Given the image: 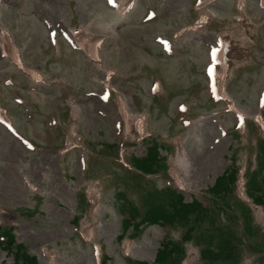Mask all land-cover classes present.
Segmentation results:
<instances>
[{
  "label": "rangeland",
  "instance_id": "374dc122",
  "mask_svg": "<svg viewBox=\"0 0 264 264\" xmlns=\"http://www.w3.org/2000/svg\"><path fill=\"white\" fill-rule=\"evenodd\" d=\"M263 106L264 0H0V229L37 264H155L182 235L179 264H264ZM147 145L143 177L125 164ZM166 181L210 217L120 227Z\"/></svg>",
  "mask_w": 264,
  "mask_h": 264
},
{
  "label": "trees",
  "instance_id": "16d2710c",
  "mask_svg": "<svg viewBox=\"0 0 264 264\" xmlns=\"http://www.w3.org/2000/svg\"><path fill=\"white\" fill-rule=\"evenodd\" d=\"M153 148L157 150V148H155L154 146L149 147V145H147V156L142 159L133 157L131 160V167L142 175L152 174L153 168H160V166L158 167L156 163L157 161L152 159L155 155V151ZM259 149L263 152L262 155L264 156V143L259 145ZM234 173L235 171H232L230 173H225L220 177L218 185H216L215 188L210 190L214 198L219 196L218 200H221L220 197H223L226 193L232 191L233 187L235 186ZM251 183H254L253 179H251ZM262 187L264 190V180ZM246 192L245 194L247 195ZM145 193V200L143 202V213L136 209V207L133 206L131 203H125L124 205L121 203L119 206V210L126 209V212H123L125 213V216L121 220L120 227H122L123 229L131 228L134 234L138 233L141 226L157 225L159 227L161 226L162 228L164 226H172L174 223L178 225H181L182 223L187 224L190 219L194 222V220L201 221L203 218L207 220V218L210 217L208 215V210L198 201L193 202L192 200L187 205L181 204L182 199L179 195L176 194L174 190H151L150 192L146 190ZM119 197L120 196L117 197L118 201L120 199ZM252 202L254 203L255 200H252ZM260 202L261 204L259 205L264 208V193L260 198ZM213 208L214 209L212 211V215H214L215 212L219 211L218 207L214 206ZM74 220L76 222L77 218H74ZM10 230L11 229H0V241H3L4 237L6 239V242H3V245H0V247L2 249H8L7 253H9V255L12 257L11 264H37L35 258L27 255L21 245L14 244L12 231ZM220 234L222 235V233ZM186 238H188L187 235H182L179 239V243H173L169 240L165 242L163 241L160 246V249L155 255L153 262L155 264H179L184 256V251L181 246V242H183V239ZM230 239L232 240V237H230ZM236 248L237 247L233 244V242L227 239V241L224 242V246L219 252H215V254L211 253L208 256L214 257L216 256V254L220 253L224 249V257L226 256L227 258H232L234 253L236 252ZM204 257H206L205 254L200 252V258L202 259ZM208 259L211 261V258Z\"/></svg>",
  "mask_w": 264,
  "mask_h": 264
},
{
  "label": "bare ground",
  "instance_id": "6f19581e",
  "mask_svg": "<svg viewBox=\"0 0 264 264\" xmlns=\"http://www.w3.org/2000/svg\"><path fill=\"white\" fill-rule=\"evenodd\" d=\"M3 40H4V39L1 38L2 45H3ZM3 47H4V46H3Z\"/></svg>",
  "mask_w": 264,
  "mask_h": 264
},
{
  "label": "snow or ice",
  "instance_id": "6c2138e0",
  "mask_svg": "<svg viewBox=\"0 0 264 264\" xmlns=\"http://www.w3.org/2000/svg\"><path fill=\"white\" fill-rule=\"evenodd\" d=\"M214 55H215V53H214ZM211 71V70H210ZM183 110V109H182Z\"/></svg>",
  "mask_w": 264,
  "mask_h": 264
}]
</instances>
